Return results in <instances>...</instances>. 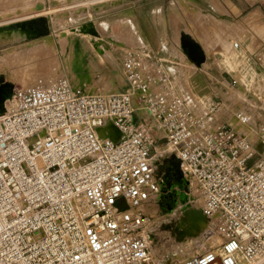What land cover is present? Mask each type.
Wrapping results in <instances>:
<instances>
[{"label":"built area","instance_id":"obj_1","mask_svg":"<svg viewBox=\"0 0 264 264\" xmlns=\"http://www.w3.org/2000/svg\"><path fill=\"white\" fill-rule=\"evenodd\" d=\"M120 72L118 90L61 76L5 99L0 264H264V123L244 110L229 120L221 99L193 105L145 44L124 51ZM168 153L219 235L177 259L156 255L149 212L173 192Z\"/></svg>","mask_w":264,"mask_h":264},{"label":"rangeland","instance_id":"obj_2","mask_svg":"<svg viewBox=\"0 0 264 264\" xmlns=\"http://www.w3.org/2000/svg\"><path fill=\"white\" fill-rule=\"evenodd\" d=\"M116 1L0 0V79H3L0 84L10 81L13 83V89H17L30 84L46 83L61 76H70L74 86L82 87L86 91L99 89L98 87L110 90L125 88L120 66L124 51L134 44L132 42L135 34L121 30L122 21L116 15L117 9L114 8ZM171 1L177 17H180L176 5L180 4L182 7L194 5L195 0ZM26 13L27 17H24ZM15 17L16 20L13 19ZM186 30L178 33L176 38L178 47H175V53L184 59L183 64L189 65L193 70L195 63L197 66L201 63L198 64L186 56L189 50L182 44V33H188L193 38L192 31L188 28ZM38 43H43L44 46L41 49H33ZM138 44L141 42L136 45ZM227 52L230 69L236 67L238 63L245 66V62H238L235 58L232 41ZM44 71L49 76L46 80L40 81L37 76ZM248 73L246 69L243 75L244 87L240 89L239 85H235L236 89L232 90L233 101L229 100L231 108L229 115L237 110L249 111L253 114L250 125L254 126L264 123V77L257 74L256 78L251 79L249 78L251 76H247ZM177 90L186 95L191 91L189 87L183 85L177 86ZM4 101L0 110L4 107ZM137 106L139 107L136 110L137 115L141 116L144 110L141 111L138 101ZM229 120L233 121L232 115ZM163 143V139L156 142L159 152ZM260 148L262 149V146ZM171 156L172 154L168 153L165 158H172ZM167 165L170 170L173 169L172 164ZM160 166L165 165L161 163ZM172 181L173 192L169 198L156 200L149 208L154 249L161 259L187 257L209 249L214 245L212 239H219V235L214 231L213 221L208 218L205 227L197 235L185 234L180 237L174 231V223L178 222L184 213L183 205L190 204L196 210L200 199L186 179L176 178ZM180 191L181 195H187L186 203L180 199Z\"/></svg>","mask_w":264,"mask_h":264},{"label":"crops","instance_id":"obj_3","mask_svg":"<svg viewBox=\"0 0 264 264\" xmlns=\"http://www.w3.org/2000/svg\"><path fill=\"white\" fill-rule=\"evenodd\" d=\"M115 4L121 30L135 34L132 46L145 44L169 75L172 89L193 105L204 99H221L231 110L229 100L233 101L232 90L236 89L232 79L244 81L246 69L251 79L257 74L264 77V0H195L194 5H176L180 17L171 0H117ZM187 28L204 55L193 70L175 53L178 33ZM231 41L235 58L245 66L228 67ZM182 85L191 89L188 95L177 90Z\"/></svg>","mask_w":264,"mask_h":264},{"label":"bare ground","instance_id":"obj_4","mask_svg":"<svg viewBox=\"0 0 264 264\" xmlns=\"http://www.w3.org/2000/svg\"><path fill=\"white\" fill-rule=\"evenodd\" d=\"M226 12V11H225ZM31 14V13H30ZM25 15V14H24ZM24 15H21V16H24ZM32 15V14H31ZM256 15H257V13H256ZM258 16V15H257ZM18 17V16H17ZM24 17H27V13H26V16H24ZM23 17V18H24ZM13 19H15L16 20V17L15 18H13ZM12 19V20H13ZM19 19V18H18ZM20 19H21V17H20ZM255 19V18H254ZM253 19V20H254ZM248 20H250V18L248 19ZM7 22V21H6ZM254 22V21H253ZM257 22V21H256ZM252 23V22H251ZM112 29V28H111ZM94 32V31H93ZM88 34V33H87ZM91 35V34H90ZM89 35V36H90ZM94 35V34H93ZM92 37V36H91ZM90 37V38H91ZM95 37V36H94ZM98 38V37H97ZM92 39V38H91ZM34 45V44H33ZM44 45H43V43H38L37 45H35L34 46V48L33 49H41L42 47H43ZM30 47V46H29ZM33 47V46H32ZM103 47V46H102ZM184 47H186V48H188V50H189V46L186 44V45H184ZM106 48V47H105ZM31 49V48H30ZM30 49H28L29 51L28 52H30ZM108 49V48H107ZM33 51V50H32ZM106 52V51H105ZM31 53V52H30ZM69 53V52H68ZM109 54V53H108ZM108 54H106V55H108ZM198 54H199V56H201L202 55V60H203V54H202V51H198ZM30 55V54H29ZM109 55H111V54H109ZM80 56V55H79ZM104 56V55H103ZM68 57V56H67ZM71 57V56H70ZM106 57V56H105ZM107 57H110V56H107ZM99 58V57H98ZM113 58H115L114 56H113ZM120 58V57H119ZM109 59V58H108ZM111 59V58H110ZM68 60H69V58H68ZM98 60H100V59H98ZM115 60V59H114ZM202 60H201V62H202ZM102 61V60H101ZM113 61V60H112ZM89 62V61H88ZM200 62V63H201ZM92 63V62H91ZM68 64L69 65H71V62L70 61H68ZM94 66V65H93ZM35 76V75H34ZM48 76H49V74H47L45 71L44 72H42L40 75H38L37 76V79H39L40 81H44V80H46L47 78H48ZM31 78V77H30ZM33 78V77H32ZM33 80V79H32ZM8 103H10V100L8 99L7 100V104ZM195 104H197V103H195ZM113 128L111 127V126H108V127H106V128H103L102 130H101V132L102 133H107V132H113ZM171 171H173V170H171ZM171 174V178H172V172L170 173ZM173 178H175L174 176H173ZM176 181V180H175ZM179 195H180V199L184 202V203H186V198H187V195L186 194H184V195H181V191H180V193H179ZM183 210H184V213L180 216V218H179V220H178V222H176V223H174V231L175 232H177L178 233V235L180 236V237H182V236H184L185 234H190V235H197L198 233H199V231L202 229V228H204L205 227V225H206V219H205V217H203V216H201V215H199V213H197V211L194 209V208H192L191 207V205L190 204H185V205H183ZM212 242L214 243V244H217L218 242H219V239H217V238H213L212 239Z\"/></svg>","mask_w":264,"mask_h":264},{"label":"water","instance_id":"obj_5","mask_svg":"<svg viewBox=\"0 0 264 264\" xmlns=\"http://www.w3.org/2000/svg\"><path fill=\"white\" fill-rule=\"evenodd\" d=\"M182 44L184 45H188L189 46V53L188 56L190 59L196 61L198 64L201 62L202 60V55L199 56L198 51H202L198 45V43L188 34L183 32L182 33ZM203 54V52H202ZM204 59V56H203ZM203 61V60H202ZM0 81H3V79H0ZM13 92V83L10 81L4 82L2 85L0 84V107L2 106V102L3 100L9 98V96H11ZM169 160L172 161L173 167L176 170V174L174 175V179H181L184 180L182 178V171H181V167H180V160L176 159V158H169ZM170 168H167V172L169 173ZM166 183L167 185L163 187V189H166L168 186H171V182H169V179H166ZM197 213H199V215L205 217V219H207V216L200 210V209H196Z\"/></svg>","mask_w":264,"mask_h":264}]
</instances>
